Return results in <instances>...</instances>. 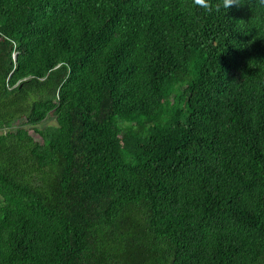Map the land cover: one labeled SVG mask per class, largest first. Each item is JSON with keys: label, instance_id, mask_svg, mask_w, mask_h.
<instances>
[{"label": "trees", "instance_id": "trees-1", "mask_svg": "<svg viewBox=\"0 0 264 264\" xmlns=\"http://www.w3.org/2000/svg\"><path fill=\"white\" fill-rule=\"evenodd\" d=\"M6 128L0 264H264L261 0H0Z\"/></svg>", "mask_w": 264, "mask_h": 264}, {"label": "clouds", "instance_id": "clouds-1", "mask_svg": "<svg viewBox=\"0 0 264 264\" xmlns=\"http://www.w3.org/2000/svg\"><path fill=\"white\" fill-rule=\"evenodd\" d=\"M195 5L206 10L210 14H226L229 8L237 4L238 0H194ZM264 4V0H261Z\"/></svg>", "mask_w": 264, "mask_h": 264}, {"label": "rangeland", "instance_id": "rangeland-1", "mask_svg": "<svg viewBox=\"0 0 264 264\" xmlns=\"http://www.w3.org/2000/svg\"><path fill=\"white\" fill-rule=\"evenodd\" d=\"M15 56H16V54L14 55V57H15ZM55 125H56L55 120H54L53 118H50V119H48L44 124H42L40 128L52 127V126H55ZM19 127H27V128H29V127L27 126L26 122H25L24 120H21V121H17V122H15V123H13V124L9 127V129H10V128H11V129H17V128H19ZM7 130H8V128H6V129L3 130V131H0V134L3 133V132H6ZM32 134H33V136H34L36 139H39L34 133H32Z\"/></svg>", "mask_w": 264, "mask_h": 264}, {"label": "built area", "instance_id": "built-area-1", "mask_svg": "<svg viewBox=\"0 0 264 264\" xmlns=\"http://www.w3.org/2000/svg\"><path fill=\"white\" fill-rule=\"evenodd\" d=\"M16 57V56H15Z\"/></svg>", "mask_w": 264, "mask_h": 264}]
</instances>
